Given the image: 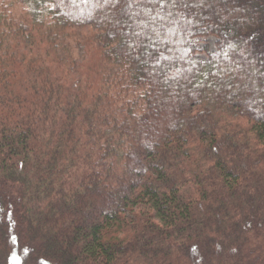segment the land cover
I'll use <instances>...</instances> for the list:
<instances>
[{
	"label": "trees",
	"instance_id": "16d2710c",
	"mask_svg": "<svg viewBox=\"0 0 264 264\" xmlns=\"http://www.w3.org/2000/svg\"><path fill=\"white\" fill-rule=\"evenodd\" d=\"M16 1L0 264H264V0Z\"/></svg>",
	"mask_w": 264,
	"mask_h": 264
},
{
	"label": "rangeland",
	"instance_id": "374dc122",
	"mask_svg": "<svg viewBox=\"0 0 264 264\" xmlns=\"http://www.w3.org/2000/svg\"><path fill=\"white\" fill-rule=\"evenodd\" d=\"M7 5L8 7L6 8V12L9 16H14L20 13L21 6L17 3L16 0H0V8ZM215 42L216 39L213 36H206L204 38L197 39L196 46L200 50L195 53V56L201 59H205L206 54L203 49L207 48L208 51L213 52L215 50Z\"/></svg>",
	"mask_w": 264,
	"mask_h": 264
},
{
	"label": "snow or ice",
	"instance_id": "6c2138e0",
	"mask_svg": "<svg viewBox=\"0 0 264 264\" xmlns=\"http://www.w3.org/2000/svg\"><path fill=\"white\" fill-rule=\"evenodd\" d=\"M148 2L149 3H154V2L155 3H159L160 12H157L156 16L161 15V13L163 12V9L168 6L169 2L171 3V5L173 7L177 6L178 4L181 5L182 7H185V8L194 6V5H189V4L185 3L184 0H148ZM129 7H131V3L130 2H129ZM150 13H151V10L149 9L148 10V14H150ZM153 19H155V17H153Z\"/></svg>",
	"mask_w": 264,
	"mask_h": 264
}]
</instances>
